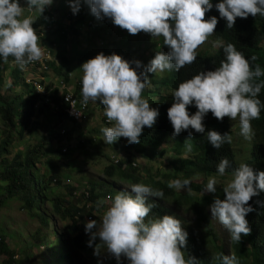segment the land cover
<instances>
[{
	"label": "clouds",
	"instance_id": "9594fccd",
	"mask_svg": "<svg viewBox=\"0 0 264 264\" xmlns=\"http://www.w3.org/2000/svg\"><path fill=\"white\" fill-rule=\"evenodd\" d=\"M213 7L226 20L228 29L234 27L235 21L264 22V0H219L215 5L212 0H0V59L7 61L12 57L21 67L40 62L43 56L40 45L48 48L44 53L50 58L48 62L57 66L55 53L59 55L68 48L61 35L69 34L77 18L89 17V12L97 20L110 19L128 35L156 38L155 47L143 55L142 61L138 57L126 59L118 52L107 56L101 52L83 63L82 97L74 98L71 94L64 97L66 112L77 123L88 120L91 106L100 110L94 102L104 105V115L111 123L101 129L104 142L113 145L126 138L123 152L140 143L142 134L153 133L158 116H164L163 109L171 105L167 115L173 137L188 131L186 152L181 157L192 161L195 154L190 155V140L197 133H205L204 119L209 112L221 121L225 117L239 118L240 129L233 131L236 138L215 130L207 132V141L214 148L229 143L230 158H218L217 173L208 176L206 169L195 165L189 168L186 179L166 181L159 169L158 176L142 181L139 176L143 170L139 169L136 183L120 182L129 185L130 191L115 189L120 185L117 182L111 193L98 199L97 206H103L104 211L100 214L95 210L85 217L84 235L87 238L90 235L89 247L93 242L97 244L98 237L117 264H121L122 256L129 264H202L198 256L201 237L204 242H212L210 264H258L261 256L249 250L261 247L264 251V225L251 226L255 201L264 204V139L253 131L251 124L264 110V102L258 98L264 89V81L259 80L264 70L259 65L253 69L251 62L255 57L250 58L248 52L239 50L218 31L217 17L205 19ZM87 24L85 19L82 31L93 30ZM119 35L122 32L115 40ZM48 62L43 74L49 69ZM38 67L39 63L31 70L36 72ZM31 79L34 78L29 74L27 82ZM40 82H33L37 91L46 87ZM175 82L178 88H164ZM159 85L162 93L173 97V103L161 102L164 108L149 103L150 96L142 95L145 89ZM67 97L77 102L82 119L75 120L69 115ZM190 106L198 110L190 114ZM165 145L171 146L167 142L162 144ZM157 155L162 158L161 149L155 160ZM167 156L170 160L174 153L169 151ZM132 166L138 168L140 164L136 160ZM70 182H64L65 187L77 189L75 197L83 193V203L90 210L94 205L88 201L90 182L82 188L76 182L71 186ZM95 190L99 193V187ZM187 194L192 195L189 201ZM167 200H172L171 204ZM93 216L102 217L99 228ZM50 222L57 223L52 218ZM198 227L200 234L194 236ZM53 233L61 237L55 240H62L61 234ZM68 235L71 236L70 232ZM70 241L66 247L80 252ZM63 245L62 251H66ZM42 247H37L40 255H44ZM93 251L98 255L100 246L97 244ZM66 255L71 258L70 263L64 259ZM64 256L63 261L78 264L70 251ZM28 264H32V254ZM41 264H55V260Z\"/></svg>",
	"mask_w": 264,
	"mask_h": 264
},
{
	"label": "trees",
	"instance_id": "16d2710c",
	"mask_svg": "<svg viewBox=\"0 0 264 264\" xmlns=\"http://www.w3.org/2000/svg\"><path fill=\"white\" fill-rule=\"evenodd\" d=\"M218 2L219 0H212L213 5ZM88 14L89 17L81 15L82 18H77L74 25L71 26L69 34L61 35L63 40L68 43V48L67 51L61 50L59 55L55 53L59 64L57 66L54 65V62L46 64L49 69L42 77L51 76L49 73L51 72L54 74L53 77L58 79L57 86L52 81L49 85L48 91L51 90L52 92L46 91L42 96L33 86L34 79H31L29 83L27 82L24 76L27 66H19L12 57H9L7 61L0 59V120L3 123V129L0 130V210L7 206L8 202L15 201L21 211L26 212L31 220L39 223L42 232L40 235H34L30 240L31 244L28 243V245L31 248L34 246L42 247V245L50 246V234L47 231L50 229L51 218L46 206L47 203H50L51 213L56 218L55 220L57 222L60 220L62 228L70 232V244H72L73 248L86 254L91 253V249H95L97 244L93 242V246H88L89 239L84 235L86 225L84 219L92 211L96 210L100 214L104 211L103 206H97V201L112 192L110 185L114 186L117 182L126 184L137 182V172L142 168H134L132 166L134 161L136 162L138 158L154 161L155 154L161 149L162 157L169 155V151L174 153V156L171 157L168 164L164 167L171 170V172L164 173L162 176L164 180L186 179L189 168L195 165H201L203 169H206L205 171L209 176L212 173H217L215 171L217 164L215 163L219 157L230 158V148L229 143H225L220 149L214 148L207 141V132L215 130L221 135L229 133L232 138H236V134L234 135L235 132L233 131L240 129V125L235 129V124L239 122V118L230 120V118L225 117L221 121L214 118L209 112L204 119L205 133H197V137L191 138L189 143L191 145L190 155L195 154L194 161L190 158L181 157L186 152L184 148L187 147L188 131L173 137V127L167 115V110L172 105L166 108L161 105L163 100L173 103V97L166 92L162 93L160 85L153 86L145 89L142 95L150 96L151 102L149 103L164 108L162 113L164 116H158L155 131L150 134H142L140 143L132 144V148H126V155L123 158L117 154L111 156L99 153L100 147L96 142L104 138L101 129L111 126V123L104 115V105L99 101L94 102L97 106H100L97 117L93 116L92 112H89L90 116L88 115L89 118L87 117L88 120L84 122V125L85 127L90 123H98V125L88 129L85 134H82L79 130L81 123L71 119L66 112L65 95L71 94L78 99L82 97V78L84 73L78 66L94 58L96 53H88V50L95 52L94 49L99 44L106 56L111 55L109 49L112 48L115 52L124 55L126 59L138 57L139 61H142L143 55L155 47L156 38L148 35L154 40L153 44H150L148 36L128 35L124 33L125 29L114 25L110 19L97 20L90 12ZM211 16L217 17V25L220 26L218 31L225 38L231 39L230 43L234 44L239 50L248 52L250 58L255 57V60L251 62L253 69L256 65H259L264 70V22L252 24L250 20L235 21L234 27L228 29L226 20L220 18L215 7L205 14V19L207 20ZM85 19L88 22L87 27L93 30L82 31ZM112 31H115L116 34L122 32V35H119L117 40L108 41L107 37ZM93 35H95V39L92 40L91 37ZM96 38L99 39L100 43H96ZM82 42L90 43V47L84 49L83 52L80 50ZM50 50L54 51L51 48ZM144 60H146L145 56ZM76 69H79V74L72 79ZM8 78L10 79L9 82L7 81ZM259 80L264 81V76L260 77ZM177 82L168 83L164 88H178L175 86ZM3 84L6 86L5 88H2ZM43 84V81L40 82V85ZM16 86L25 87V90L16 95L12 89ZM258 98L264 102V89L261 90ZM189 109L190 114H194L198 110L195 106H190ZM36 117H42L43 123L38 120L35 121L34 118ZM251 124L253 131L264 139V110L261 111L258 119L251 121ZM61 126L66 128L61 130ZM42 128H45L46 135L38 139V142L32 139L30 141L25 139L26 135L33 136L35 130ZM148 130L150 129H145V131ZM189 131L194 132L192 129H189ZM51 141H55L57 144L55 154L59 152V155H73L75 150H89L88 146H91L93 147L91 149L93 150L92 153L100 161L103 159L105 162L104 174L110 183H104L103 188L102 183L94 184L90 182L92 187L89 188L90 196L88 201L94 203L90 210H87L83 203L85 202L83 193L80 197H75L73 193L77 189L70 186L64 187L65 183L62 182L57 173L58 165H55L56 161H51V158L48 157L50 149H46V146L50 145ZM164 142L170 143L171 146H162ZM110 145L114 148L119 147L118 142ZM224 152L225 155H223ZM112 157H114L116 162L112 160ZM40 166H45L46 169H40ZM55 168H57V172L49 171L50 169L55 170ZM203 174L205 175V172ZM60 187H64L70 192L68 199L54 191L55 188L57 190ZM97 187H99V193L95 190ZM192 188L196 190L195 187ZM191 198L192 195H186V201ZM253 208L255 211L251 217L252 228L258 224L264 225V204L255 201ZM93 220L98 222L97 227L99 228L102 217L93 216ZM197 231L194 236L200 234L201 228L198 227ZM56 237L61 238L57 235ZM8 238H13V235L8 234L0 226V260L2 259V264H28L31 255L22 257L21 253L10 247ZM198 242L202 247L198 253V256L202 258V264H210L211 254L209 247L212 242L209 240L204 242V237L199 238ZM37 243L40 245H37ZM54 245L56 246L51 248L53 250H57L58 246H60L56 242ZM64 246L66 247L65 243ZM249 252H254L261 256L258 264H264V251L261 247L254 248L253 251L249 250ZM64 259L69 263L72 261L68 255L64 256Z\"/></svg>",
	"mask_w": 264,
	"mask_h": 264
},
{
	"label": "rangeland",
	"instance_id": "374dc122",
	"mask_svg": "<svg viewBox=\"0 0 264 264\" xmlns=\"http://www.w3.org/2000/svg\"><path fill=\"white\" fill-rule=\"evenodd\" d=\"M38 16V14H37ZM60 24V23H59ZM61 25H63V23H61ZM112 30V29H111ZM112 35V36H110ZM117 38V34L115 31H112L111 34L108 35L107 40L111 41ZM91 39H95V35H93L91 37ZM148 40L150 44H153L154 40L148 36ZM85 41V40H83ZM143 41V40H142ZM96 43H100L99 39L96 38ZM42 51H43V56L40 59V62L35 61L34 64H32L31 66H29L26 70L25 73V77L26 80L28 78V74H30V76H33V78L35 79V82H40V81H44L45 84V88H40V94L42 95L43 92H45L46 88L49 89V85L52 83L57 86L58 84V79L54 78V77H46V78H42L43 75V67L45 66V62L50 61L49 57H46V55L44 53L48 52V48L45 46H41ZM88 47H90V43H86V42H82L81 43V48L80 50L83 52L84 49H88ZM214 48L216 47V45L213 46ZM93 48V47H92ZM79 49V48H78ZM95 52L90 51V49L88 50V53H96L94 56L96 57L99 53L102 52V49L100 48V44L98 47H96L94 49ZM109 53L113 54L115 53V51L111 48L109 49ZM116 54V53H115ZM148 55V54H146ZM53 59V57L51 58ZM38 63L40 64V67L36 68V72L34 73L31 69L34 66H37ZM79 64V63H78ZM76 66H78L77 64H75ZM82 65L79 64L78 67L81 68ZM34 70V68H33ZM76 72L72 75V79H74V77L76 75H78L79 73V69L75 70ZM7 81L9 82L10 79L8 78ZM6 86L3 84L2 88H5ZM14 90V93L16 95L20 94L23 90H25L24 88H21L19 86L13 87L12 88ZM47 91V90H46ZM97 111H99L98 109H95V106H91V112L92 115L97 117ZM35 121H40L43 123V118H34ZM54 120V119H52ZM100 124V123H99ZM98 125V123H90L88 124L86 127L84 125V123H81V125H79V130L82 134H85L88 132V129H91L92 127ZM240 125L239 122H237L235 124V129L238 128V126ZM62 129L64 130L66 127L65 126H61ZM3 129V123L0 120V130ZM46 135V131L45 128L39 129V130H35L34 131V135L30 136V135H26L25 139L30 141L31 139L34 140L35 142H38V139H40L42 136ZM127 139L126 138H121L119 143L120 146L118 148H114L113 146H111L110 144H107L104 142V138H102L100 141H97L96 143L99 144V153L101 154H109L111 156L114 155H119L120 157H125V152H123V146L126 144ZM51 144L46 146V149L49 148V158H51V161L55 160V165H58V172H57V168H55V170L50 169L49 171L52 172H57L59 174V177L61 178L62 182H70L71 180L73 182H70L69 185H73L75 186V182L77 183V185L79 187H84V185L88 182L97 184V183H104L107 182V176L104 174V171H102L104 169V165L105 162L100 161L98 159V157L92 153L93 147L88 146V149H84L83 151H79V150H75L73 155H59V152H57L55 154V151H57V144L55 143V141H51ZM244 144V143H243ZM157 162L156 160L152 161V162H147L146 160L142 159V158H138L137 161L140 164V168H142L143 170V174H141L139 177H142L141 180L144 181V179L146 178H150V177H156L159 175V173L157 172L159 169L163 170V172H167L169 169L168 168H164L163 165H167L169 162V157L166 155L164 157H158L157 155ZM66 159V160H65ZM239 161H242L243 159L240 157L236 158ZM65 160V161H64ZM64 162V163H62ZM60 163V166H59ZM46 169V167L44 166H40V169ZM120 185L116 186L115 189L117 190H129L130 187L129 185H125L122 184L120 182H118ZM65 187V186H64ZM64 187H60L56 190V188L54 189V191L60 195H63L64 197H69V191H67ZM110 189L113 190V185H110ZM130 191V190H129ZM149 199H152L154 201L157 200V198H152L150 197ZM172 200H167L165 202L171 204ZM47 209H48V213L50 214V217L52 218V220H55L56 218L54 217V215L51 213V204L47 203ZM51 228L47 231L48 234H50V246H44L42 247V251L44 253V255H40L38 254L37 250H39L36 246H34V248H31L28 243L31 244V239L33 238L34 235H40L42 230L40 229V225L37 221L35 220H31L28 215L26 214V212L21 211L18 207V203L15 201H10L8 202V205L3 207L0 210V226L3 227L6 232L8 234H12L13 238H8V241L10 242L9 245L10 247L15 250L18 251V253H21L22 257L24 256H28L29 254H32V264H41L44 263L45 260L46 261H50V260H55V264H69L65 261L62 260V256H64V254L67 251H70L72 253V255L74 256L75 260L77 261L78 264H117V260L115 259V257L108 253L106 250V246H104L103 244H101L102 242L100 241V239L97 237L96 238V242L98 244V246H100V251L99 254H94L95 251H93L91 253V255H87L85 253H80L77 251H71L69 248L65 247L63 244H68L69 241L71 240V236L68 235V231L64 230L62 228V222L60 220H58V222L56 224H53V222L51 223ZM54 231H56V233H59L62 235V240L58 239L55 240L57 237H55V233H53ZM88 239L90 240V235L88 234ZM56 242V244L58 245H63L66 248V251H62L63 248L61 246H58V249H60V251L57 250H49L50 248H53ZM37 245H40L39 243H37ZM24 253V254H22ZM19 255V254H17ZM0 264H2V259L0 260ZM121 264H129V262L127 261L126 258H124L123 256L121 257Z\"/></svg>",
	"mask_w": 264,
	"mask_h": 264
},
{
	"label": "built area",
	"instance_id": "2783aa9c",
	"mask_svg": "<svg viewBox=\"0 0 264 264\" xmlns=\"http://www.w3.org/2000/svg\"><path fill=\"white\" fill-rule=\"evenodd\" d=\"M66 102L69 104V115L73 117L75 120L82 119V112L77 108V102L73 100L71 97L66 98Z\"/></svg>",
	"mask_w": 264,
	"mask_h": 264
}]
</instances>
